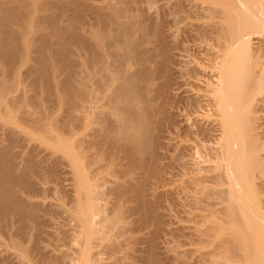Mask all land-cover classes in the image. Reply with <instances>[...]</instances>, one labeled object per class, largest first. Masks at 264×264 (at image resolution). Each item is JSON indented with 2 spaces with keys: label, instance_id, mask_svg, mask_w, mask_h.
Instances as JSON below:
<instances>
[{
  "label": "bare ground",
  "instance_id": "bare-ground-1",
  "mask_svg": "<svg viewBox=\"0 0 264 264\" xmlns=\"http://www.w3.org/2000/svg\"><path fill=\"white\" fill-rule=\"evenodd\" d=\"M98 1L0 0V62L3 63L0 64V98L4 100V96L10 97L14 95L12 92L21 90L15 88L17 82L21 80L20 77L28 78L30 81L32 78L33 83L38 81L40 86L36 88L32 83L31 88L35 87L36 93L34 92L35 96H31L30 93L28 95L32 102L35 99L32 97L40 96L39 100L35 99L36 103H31L36 104L37 107L41 106V109H24L28 102L25 91V94L19 91V95L16 92L18 96L15 95L12 100L5 98V101L8 99L6 103L10 102L7 103L10 109H1L0 106V248H3L0 249L2 250L0 264L10 263V260L15 264H26L28 260L31 262V258L34 259L28 256L32 253L38 254L35 256L40 257L38 261L41 264H70L66 259L68 256L72 259L74 255L82 264H105L104 260L108 256L110 260H112L111 256L116 257L115 260L119 264H137V262L161 264L168 256L167 253L169 255L174 251L176 253V248H181L180 241H178L179 245H175L173 252L172 250L169 252V249L168 252L165 250L167 252L165 259L160 258V253L158 254L165 245L157 247L159 240L172 233L171 228L169 229L172 225L169 226L168 223L169 220L173 223L171 215L174 208L170 207H174V203L169 201L170 205L172 204L170 206L168 201L165 203L164 198L174 200L171 198L177 196L176 200L183 191L180 188L182 191L179 189L180 193L177 191L179 194L170 192L171 195L165 191L171 196L170 199L165 196L166 194L164 195L165 192L162 190L165 184L161 182L169 177L167 172L171 169V173L175 165L165 166L168 162L164 164L163 159L165 155L168 157L167 151L162 153L160 150H167L171 146L170 143L168 146V137L174 134L169 131L168 141L164 140L166 130L175 128L177 133L182 126H190L189 122L192 121L186 118L187 114L183 116L184 113L179 114L178 111L176 113L179 108L176 109L174 106L182 104L184 110V107L190 104L192 108L190 109L188 105L186 109L192 111L193 106H196L194 109L197 110L202 100L203 107L207 104L204 102L205 96V101L209 96L206 95L207 93L214 96L215 102L211 99L212 104H209V98L212 96L208 97V108H215L213 105L215 103L217 107L215 109H218L214 116L218 117V120L217 117L215 119L220 125H217L220 132L217 129L216 133L219 135L215 137L221 138L217 139L219 147L212 148L214 165L209 163L212 165L205 169L194 166L197 168L193 171L199 169L200 176L196 177L197 172L193 173L195 175H192L191 181L188 180L189 183L187 182L188 190H186L188 185L183 182L184 188L181 184L184 191L189 192V203H185V206L188 205L190 210H185L190 212L187 215L191 216L189 220L192 224L186 227L185 233L189 230L187 232L193 240L192 244L195 243V246L191 245L195 249L187 250L195 255L192 256L188 251L185 252L187 258L181 251L183 255L178 251L176 254L182 256V258L178 257L180 261L183 257L186 258L183 261L187 263L191 257L194 259L198 255L199 259L198 257L195 259L202 262L198 261L199 264L205 262L264 264V214L261 211L264 200L260 198L261 202L257 201V197L254 196L258 195V191H262L260 188L264 185L262 184L264 180L260 182L261 179L259 182L262 186L256 183L258 177L263 176V174L259 176L255 171L261 172L264 169L262 162L264 153L263 155L260 153L264 148L258 139L259 137L262 140L260 133L256 134L257 127L254 129L256 121L258 120V123L260 121L255 115L256 107H259L260 101L264 100V96L262 99L259 97L264 95V47L258 48L261 53H257L255 49L264 44V0H166V3L162 0L164 5L161 0H153L152 2H161L163 5L161 7L158 3L159 11L156 10L157 4H153L155 9L150 8L153 7L151 0H113V2L106 0L107 3L103 5ZM148 1L149 8L154 10L151 12L156 18L152 13L148 15L150 12L148 7H145L147 10L144 8V5H148ZM165 7L166 10L168 8L167 11ZM68 11L71 12V16L67 14ZM144 12L148 13L147 16ZM255 41L258 43H254ZM254 44L257 46L254 47ZM195 50L204 53L197 57L199 51ZM186 51L192 53L187 62L185 61L187 57H184L187 55ZM183 52L186 53L182 54ZM189 53L188 57H190ZM192 55H195V58ZM200 56L206 59L204 61H208L209 58L211 63L208 61V66L213 62L216 70L212 69L213 66H211L213 71L208 67L210 72H213L212 76L214 72L215 75L211 79L207 78L209 81L212 80L211 83H208V80L203 81L205 84L208 83L209 86L203 85L207 86L205 88L207 91L210 90V93L206 92L202 95L200 87L206 75L204 67L201 68L204 74L198 73L202 71L199 68L201 63L198 64L202 58ZM193 58L197 61L195 62ZM188 62L195 64L194 71L197 64L199 66L198 72L195 71V75H198V77L194 76L197 77L196 80L190 75L193 73L188 72H192V68L189 69L192 65L190 67L188 65L187 68L185 66ZM206 65H203L205 69H207ZM183 66L188 70L186 75H189L185 80L193 77L195 81L191 83L196 82L197 86L201 85L198 88L192 84L196 87H193V90L199 89L196 90V94L201 96H195L201 100L193 97V90H189L190 85L189 89L186 88V84H190L189 80H184L185 86L181 85L184 81H180L181 76L177 75L179 72L183 75L182 70L185 74ZM8 68L10 69L7 70ZM199 74L205 76L202 78ZM197 79L201 82L200 85L197 84ZM139 80L140 86H143L142 90L137 85ZM181 86L187 89L186 93H189L187 98L181 96L180 93L183 95L184 92L181 91L184 90ZM184 100L188 104L185 105ZM257 100L259 102L256 104ZM58 101L65 107L67 105V109H53L50 106L51 103L52 106L56 105ZM23 105L24 107L18 109ZM14 107L16 109H12ZM168 107L171 109H167ZM183 110L182 112L185 111ZM178 114L185 118L184 121L181 119L182 116L178 117ZM179 118L183 124H180L181 128L178 129V123H182ZM186 119L190 121L187 122ZM6 121L13 122L14 127H8ZM193 122L191 125H195L197 132L193 131L194 128L192 131L195 133L191 131L192 126L190 128L186 126V129L182 130L183 133L190 129L193 134L188 131L187 134L184 133L187 136L181 133L182 137L187 138L190 133L191 138H188L191 140L196 133L209 134L207 126L204 125L207 131L203 132L202 126L198 127L199 121L195 124ZM27 132H32L30 133L32 136L29 137ZM179 134L180 132L177 133L178 136ZM33 135L41 140L34 138ZM202 136L200 137L203 138ZM188 138L186 140H189ZM185 139L182 141L186 142ZM163 140L167 141V144L162 142ZM37 141L42 142L37 143ZM54 144L57 146L55 147ZM174 144L176 146L172 144L171 147L176 148L179 146V141ZM182 144L180 143V146ZM183 146L185 147L186 144ZM235 146H238V149H235ZM179 147L177 151L172 150L178 154ZM181 148L185 153L189 151L187 147ZM185 149L187 150L184 151ZM180 166L187 170L186 165ZM189 168L192 167H188V170ZM70 173L73 179H70ZM254 173L258 174L257 177ZM252 174L256 178H253ZM68 176L70 178H67ZM111 176L112 180H110ZM70 181L74 182V187H71L73 184ZM66 182L71 184L67 187L69 190L72 188V194H69L71 197L65 194L68 191L67 185L64 187ZM51 192L67 195L70 202L72 201L71 209L63 210L67 211V214L71 213V216L68 214V218L76 223L74 226L76 232L73 236L63 235L62 233L66 232L63 230L59 233L62 234L64 242L73 241L70 245L75 243L76 246L72 245L70 252L73 257L68 255L69 252L64 255L59 250L57 253L58 246V249L54 250L55 255L53 254L55 252H51L53 246L56 247V243H52L57 242L55 234L51 231L56 229H53L54 225L51 224L56 220L54 218L60 215L58 213L63 212L62 203L59 204L60 206L57 205L58 209L62 206V212L56 209L54 202L51 201L52 206L55 207L47 204L51 203L50 199L53 198ZM45 193L51 198L48 199L49 201L40 202L39 198L46 199ZM108 195H113V201L105 200ZM181 195L179 201L184 197L188 198ZM180 203H178L180 206L184 205ZM54 208L56 212L59 211L57 214L52 212ZM167 208H170L171 213ZM166 223L169 227L162 228ZM129 224L132 226L130 227ZM133 224L137 226L133 227ZM50 225L52 228L49 227ZM56 225L55 221V227H58ZM138 228H141V232H145L144 229L151 230L142 232V235ZM172 228L173 231H177L176 228ZM179 230L181 232V229ZM133 231H138L140 235L135 232L134 235L138 237L133 236ZM59 233L58 235L56 233L58 242H63L61 238L59 239L61 237ZM129 234L130 238H126ZM172 235L176 236V234ZM69 240L72 241L67 242ZM49 242H52L51 245ZM129 243H132L133 249L136 245L142 244V246L141 248L136 246L135 252L130 246L129 251L122 253L126 245L129 247ZM77 245L80 247L75 250ZM49 247L51 251L48 250ZM158 248L160 251H157ZM73 249L76 254L72 253ZM9 251L13 255H8ZM188 253L191 255L189 259ZM176 254L171 257L178 260ZM140 259L143 262H139ZM72 261L71 264L74 262ZM109 262L113 260H108L107 264H111ZM185 262L183 264H187Z\"/></svg>",
  "mask_w": 264,
  "mask_h": 264
},
{
  "label": "rangeland",
  "instance_id": "rangeland-1",
  "mask_svg": "<svg viewBox=\"0 0 264 264\" xmlns=\"http://www.w3.org/2000/svg\"><path fill=\"white\" fill-rule=\"evenodd\" d=\"M99 1H100V2H99ZM99 1H98L99 4L101 3V4L103 5L104 3H107L108 0H107V1H106V0H102V1L99 0ZM104 1H105V2H104ZM109 1L113 2V0H109ZM109 1H108V2H109ZM146 1H147V0H146ZM152 1H153V0H151V2H152ZM158 1H160V0H158ZM161 1H162V0H161ZM163 1L165 2L166 0H163ZM163 1H162V2H163ZM98 2H97V3H98ZM164 2H163V5L166 3V2H165V3H164ZM158 3L161 4V2H158ZM158 3H157V1H155V2H152L151 5L153 6V4H157L156 7L158 6V8H157L156 10L159 11V8H160L159 5H160V4L158 5ZM145 4L147 5V3H145ZM163 5L161 4V7H162ZM154 6H155V5H154ZM154 6H153V7H150V8L155 9ZM145 7H146V8L148 7L147 9H148V11H150V12L147 11L149 14L146 12L148 15H150L152 12H154L153 9L151 10V9L149 8V1H148V5H147V6L144 5V8H145ZM146 8H145V9H146ZM147 9H146V10H147ZM146 10H145V11H146ZM156 10H155V14H156V12H157ZM165 10H166V7H165ZM167 10H168V8H167ZM167 10H166V11H167ZM151 11H152V12H151ZM125 12H126V11H125ZM146 13L144 12V14H146ZM167 13H168V12H167ZM67 14H70L69 16H71V12L69 13V11H68ZM132 14H133V13H132ZM135 14H136V15H139V14H137L136 12H135ZM135 14H134V15H135ZM140 14H141V13H140ZM147 14H146L145 16H147ZM152 14H153L152 16H153L154 18H156V17H155L156 15H154V13H152ZM167 16H168V14H167ZM152 19H153V18H152ZM254 43H258V42L255 41ZM263 45H264V44H262V46L260 45V46L258 47L256 44H254V47L257 46V48H255V49H257V50H256L257 53L259 52V50L261 49V47H262V48L264 47ZM193 47H194V46H193ZM195 48H196V47H195ZM195 48H194V49H195ZM258 48H260V49L258 50ZM196 49H197V48H196ZM255 49H254V52H255ZM263 49H264V48H263ZM188 51H190V50H188ZM188 51H186V52H187V55H184V57H185V56L187 57V58H186L187 60H185V58H183L186 62L189 61V58H191V54L194 53V51H192V50H191V51H192L191 54H190ZM195 51L198 52L199 50H195ZM200 51H201V50H200ZM200 51L198 52V54H197V52H195V53L197 54V57H198L199 55H202V54L204 53V52L202 53V52H200ZM186 52H185V53H186ZM256 52H255V53H256ZM185 53L183 52L182 54H185ZM188 53H189V56H190V57H188ZM199 53H201V54H199ZM259 53H261V52H259ZM204 55H205V56H208L207 54H204ZM258 55H259V54H258ZM192 56L195 58V55H192ZM205 56H204V57H205ZM200 57H202V56H200ZM194 58H193V60H194V61H195V60L197 61V59H194ZM202 58H203V57H202ZM202 58H200V61H199L198 64H200V63L203 64V65H206V64H207V65H206V68H207V69H205V66H203V65L200 64V67H199L198 64H197V66H196L197 68L195 69V71H197V69L200 68V70H202V71H199V72L197 71V72H198V73H200V72L203 73L204 70H205V75H206V76L203 75L204 73L202 74V76H201V74H199V76H201L202 78H203V76L206 77L205 79L202 80V82H203V81H205V80L207 81V80H208L207 78H209V77H210V79L214 77L215 72H214V75L212 76V73H213V72L211 73L210 70H211V71H213V70L216 71V70H215V68H214L215 65H213V62H212V64H210V66H208V65H209V62H208V61H210L209 58L206 57L208 61H204V60H206V59H204V58L202 59ZM201 59L204 61L203 63L201 62ZM198 60H199V58H198ZM196 61H195V62H196ZM191 62H193V61L191 60ZM191 62H188L189 64L187 63V65L185 64L186 68L188 67V65H189V67H190L191 65H192V66L195 65V64L193 65ZM195 62H194V63H195ZM207 62H208V63H207ZM205 63H206V64H205ZM210 63H211V61H210ZM0 64H1V62H0ZM2 64H3V63H2ZM2 64H1V65H2ZM192 66L189 68V69L192 68V72H191V71H188V70L185 69V67L183 66L184 69H185V70H184V71H185V74L183 73V70H182V74L186 76V77H183L184 79L182 78L183 75H181L180 72H179V74H178L177 76L180 75L182 80L178 79L177 77H176V78H177L178 80H180V81H184L185 78H188V77H189V75H188V76L186 75V72H187V71H188L189 73H193L194 75H193V74H190V75H192L193 77H194V76H197V77H198V75H195V71L193 70V68H195V66H194V67H192ZM201 66H202V67H201ZM211 66H213V68H212ZM183 67H181V68H183ZM198 67H199V68H198ZM203 67H204V68H203ZM208 67H209L210 70L208 69ZM201 68H203L204 70L201 69ZM211 68H212L213 70H212ZM9 69H10V68H8L7 70H9ZM5 70H6V69H4V71H5ZM186 70H187V71H186ZM208 70H209L210 73L208 72ZM206 71H207V72H206ZM7 72H8V71H7ZM197 72H196V74H197ZM1 73H2V74H3V73L6 74L5 72H1ZM207 74H209V75H207ZM192 76H190V78H191ZM207 76H208V77H207ZM62 77H63V75H62ZM193 77H192L190 80L188 79L189 81H188V80H185V81L190 82V84H186V85H187V87H186L187 89H189V88L191 87V89H189V90H193L194 88H196V87L199 88V87L201 86V85H200L201 82H199V80H201V77H199V78H200L199 80L197 79V80H198V81H197V84H199L200 86H197V85H196V82L191 83L194 79L196 80V78H197V77H194V79H193ZM24 78H26V77H24ZM140 78H141V77H140ZM179 78H180V77H179ZM20 79H21L20 81H18V82L16 81V82L18 83V85H16L15 88H20L21 90H19V89H18V90L20 91V93L22 92L21 94H23V93L25 94V92H27V93H26L27 97H25V95H21V94H20V96H24V97L26 98V100H28L29 103H28L27 101H25V102H27V104L24 103V104H25V107H24V105H23V106H19V108H18V107H17V108L20 109V107H24V109H30V110H32V109H36V108H37V109H41V106H40V107H37L36 104H35V105H34V104L32 105V103H34V102L36 103V100H35V99H37V100L40 99V98H39L40 96L38 97L39 99L36 98V97H32V99L35 98V99L33 100L34 102H32V101H30V100H31L30 95H28V94L30 93L31 96H35V93H36V92H35V89H34V88H35L36 86H40V85H39L40 82L37 81V82H36L37 84H36V83L34 84L33 81H32V78H30L32 82H31L28 78L23 79L22 77H20ZM17 80H19V79H17ZM27 80H28V81H27ZM195 80H194V81H195ZM213 80H214V79H213ZM216 80H217V79H216ZM26 81H27V82H26ZM142 81H143V78H142ZM185 81H184V84H183V82H181V85H184V86H185ZM208 81H209V80H208ZM19 82H20V83H19ZM30 82H31V85H30ZM137 82H138V81H137ZM140 82H141V81L139 80V82H138L139 84L137 83V85L140 86ZM143 82L146 83L145 81H143ZM143 82H142V84H143ZM188 82H186V83H188ZM211 82H212V80H210L208 83H211ZM17 83H16V84H17ZM32 83L35 85L34 88L32 87V88L34 89V91H33V89L31 88ZM38 83H39V84H38ZM208 83H206V84H205V82L201 83V84H202L201 87L204 88V89H202L201 87H200V89H201L202 91L206 90L205 92L200 91V94H201V95H202V93H203V94H206V92H209V93H210V90L207 91V89H206L207 86H209V85H207ZM20 84H21V85H20ZM192 84H193V85H196V87L193 86ZM203 84H205V85H207V86H204ZM27 85H28V86L30 85V86L28 87ZM143 85H144V84H143ZM189 85H190V87H188ZM18 86H19V87H18ZM139 86H138V88H139V89L141 88V90H142V89H143V86H140V87H139ZM27 87H28V88H27ZM181 87H182V86H181ZM193 87H194V88H193ZM205 87H206V88H205ZM36 88H39V87H36ZM192 88H193V89H192ZM208 88H209V87H208ZM22 89H23V90H22ZM27 89H29V90H27ZM31 89H32V90H31ZM139 89H138V90H139ZM182 89H184V87H182ZM187 89H184V90H181V91H182V92L184 91V92L186 93ZM209 89H211V88H209ZM36 90H37V89H36ZM196 90L199 91V89H195V90H193V94H194L193 97H195V98L197 99V98H198L197 96H199L200 94H199V95L196 94V93H197ZM14 91H15V89H14ZM19 91L16 90L15 93L17 92L18 95H19ZM24 91H25V92H24ZM139 91H140V90H139ZM181 91H180V92H181ZM194 91H195V93H194ZM31 92H32V93H31ZM34 92H35V93H34ZM64 92H65V91H64ZM64 92H63V93H64ZM184 92H183V95H182V93H180L181 96H185V97H186L187 95H189L188 92L186 93V95H184V94H185ZM189 92H190V95H192V92H191V91H189ZM15 93L12 92V94H14V95H11L12 97H11V96H10V97H9V96H4V97H5V98L8 97V98H10V99H11V98L14 99V96L17 95V94H15ZM33 93H34V94H33ZM139 93H140V92H139ZM198 93H199V92H198ZM32 94H33V95H32ZM64 94H65V93H64ZM263 94H264V93H263ZM18 95H17V96H18ZM195 95H197V96H195ZM201 95H200V96H201ZM206 95H209V96H207V100H208V97H211V96H212V98H209L210 101L208 100V101L210 102L209 104H212V103H211V102H212L211 99L214 100V96H213L212 94H211V96H210V94H208V93H207ZM28 96H29L30 98H28ZM204 96H205V95H204ZM263 96H264V95H260L259 97L262 99ZM188 97H189V96H188ZM5 98H4V100H2V99L0 98V101L2 102L1 104H3V106L0 104V106L2 107V108H1V107H0V108H1V109H7V108L10 109L11 107L9 108V105H8L10 102H9V103L7 102V103H8V104H7L6 101H7L8 99L5 101ZM15 98H16V97H15ZM27 98H28V99H27ZM54 98H55V97H54ZM56 98H57V97H56ZM142 98H143V97H142ZM186 98H187V97H186ZM203 98H204V97L202 96V99H203ZM205 98H206V96H205ZM205 98H204V102H205V104H206V102H207V104L203 107L204 104H203V100H202V104H201V102H200V104H201V109L199 108L200 104L197 106V107H198V109H197L198 111H197L196 109H194V108H196V106H195V107L193 106L194 111H193V109H192V111H189L188 108L186 109V107H188V105H189V108L191 109V108H192V105H191V107H190V104L186 103L185 100H184V104H185V103L188 104L187 106L184 107V110H185V111L183 110L182 104H177V105H179V107H178L177 105L174 106L176 109H177V108L180 109V108L182 107V108L180 109V111H179V109H178V110L175 109V110H176V113H177V111L179 112V114H180V113H181V114L184 113L183 116H186V114H187L186 118L192 120L191 122H189L190 126H192L191 123H192L193 121H194V122H193L194 124H195V122L199 121L198 124H200V126H199L198 124H196V125H198V127H201V126H202L201 128L204 129L203 132H206V131H207V127H208V128H209V129H208V133L210 134V136H209V134H207V133H205V134H206V135H205V134H203V133L200 132L201 134H200V133H196V134H200V136H202V134H203V136H202L203 138H201L200 136H198L199 138H198L197 136L194 137V136L196 135V134H195V135L192 137V139L190 140V139H189V138H191V137L189 136L190 133L193 134V133L197 132V130L195 131V128H194L195 125H193L192 128H191V131H192V129L194 128L193 131H195V132L192 131L193 133L190 132V129H189L190 126H188V125H184V126H182V129H179V127L181 128V125H180V124H183V121H184L183 119H185L182 115H180V116L183 117V118H181L183 121L179 118V119H180L179 121H182V123H178V122H177V123L179 124V126H178V127L176 126V127L179 129L178 131H179L180 134H181V133H183L182 130H185V129H186V126H188V127H189L188 129H189V130L185 131L184 133L187 134L186 132H188V131L190 132L189 135H188L189 138L187 137L190 141H189V140H186V139H187L186 137H182L183 134H184V133H183V134H181V138H184V139L186 138V139H185L186 142H183L182 140H184V139L181 140V138L179 137L180 134H179V136L177 135V133H179V132L176 133L177 130H176L175 128H174L175 131H174L173 129H172V130H169V129H168V130L165 131L164 134H165V138H166V139L163 137L164 140H167V137H168V135H169V134H168L169 131L173 132V134H174L173 136L170 135V137H168V140H169V141L167 140V141H168V146H169V143L171 144V146H172V144L176 146V144H174V142L178 143V141H179V146H180V143H181V144L183 143L184 145L186 144L185 147L189 148V151H190V149H191V152L188 151L189 153H188V152L185 153V152H183V150L181 151V149H182L181 147H183V149L185 148V147L183 146V144H182V146H180V147L177 146V147H179V148H178V151H179L178 154H177V152H176V151H177V150H176L177 147L175 148V147H171V146H170V148H169V147H168V148L166 147L167 150H162V149L160 150V152L162 151V153H163V151H164V153H166V151H167L166 154H167L168 157H166V155H165V158L163 159V160H165V161H163L164 164H166V163L168 162V164H166L165 166L168 167V165L171 164L170 166L174 167L173 165H175V167L173 168L174 170H172L171 173H170V170H171V169H170V170L167 169V170L169 171V172H167V175H168L169 177L167 176L168 178L166 179V176H165V179H166V180L164 179L165 181H162V182H161L162 184H163V183L165 184V185H164L165 188H163V190H162L163 192L166 191V192H168V193H170V192H171V193H172V192H176V193H178L180 188L184 191L185 189H183L182 186H184V184H186V186L188 185L187 182L189 183V181H191V177H192V175H195V174H196V177H197V176H200L199 173H198V172H199V171H198L199 169H202V168L205 169V168L211 166V165L214 163V161H213V159H212V158H213V157H212V156H213L212 151H213L215 148L219 147V145H218L219 143H218V140H217V139H218V138H221V137H215V136H218V135H219V134L217 135L216 130L218 129V131H219V128H218V127L220 126V125L217 123V122H218V121H217V120H218V117H217V116H214V115L217 113V110H218V109H215V108H217L216 105H215V103H214L215 100H214V102H213V103H214L213 105L215 106V108L211 107V105H210L211 108H208V107H209V106H208V101H207V100L205 101ZM257 98H258V97H257ZM260 98H258V100H259ZM263 98H264V97H263ZM12 99H11V100H12ZM198 99L201 100V98H198ZM261 99H260V100H261ZM55 100H56V99H55ZM200 100H198V101H200ZM258 100H257L256 104L259 102ZM56 101H57V100H56ZM262 101H263V102L260 101V103L258 104L259 107H256L257 111H255V115H256L257 117H259V120H260L259 123H260V124L257 122V121H258V120H257V121H256L257 124L255 123L256 126L254 127V129H256V127H257V131H258V132H257L256 134L260 133V137H262V140H261L259 137H258V139H259V141H261L260 144H261L262 147L264 148V132H263V131H264V100H262ZM31 102H32V103H31ZM181 102L183 103V100H182ZM181 102H180V103H181ZM184 104H183V105H184ZM186 104H185V105H186ZM27 105H28V106H27ZM53 105H54V104H53ZM59 105H60L61 107H60ZM258 105H257V106H258ZM7 106H8V107H7ZM50 106H51L53 109H54V108H55V109H67L66 107H68L67 105H66V107H65V105H64V104H61L60 101H58V103H57L56 105H54V106H52V103H51ZM50 106H48V107H49L50 109H52ZM180 106H181V107H180ZM5 107H6V108H5ZM27 107H28V108H27ZM174 107H173V109H174ZM202 107H203V108H202ZM206 107H207V108H206ZM46 108H47V106H46ZM205 108H206V109H205ZM258 108H259V109H258ZM12 109H16V108L14 107V108H12ZM95 109H96V107H95ZM97 109H99V108L97 107ZM167 109H171V108L168 107ZM214 109H215V110H214ZM256 109H255V110H256ZM182 110H183L184 112H182ZM187 110H188L189 112H188ZM198 112H199V113H198ZM214 112H215V113H214ZM256 112H258V113L256 114ZM202 113H203V114H202ZM211 113H212V114H211ZM164 114H166V113H163V115H164ZM179 114H178V117H180ZM190 115H191V116H190ZM199 115H200V116H199ZM255 115H254V116H255ZM165 116H166V115H165ZM165 116H164V118H165ZM175 116H176V115H175ZM262 116H263V117H262ZM162 117H163V116H162ZM188 117H189V118H188ZM216 117H217V118H216ZM261 117H262V118H261ZM6 118H7V117H6ZM203 118H204V119H203ZM213 118H214V119H213ZM215 118H216L217 120H216ZM16 119H18V117H16ZM187 119H186L185 121H187V122L190 121V120H187ZM193 119H195V120L198 119V120L195 121V120H193ZM257 119H258V118H257ZM175 120L177 121L178 118H176ZM213 120H215L214 123H213ZM255 120H256V118H255ZM255 120H254V121H255ZM209 121H210V122H209ZM216 121H217V122H216ZM254 121H253V122H254ZM187 122H184V124L187 123ZM5 123H6V125H7L8 127H14V123L11 122V121H6ZM204 123H205V124H204ZM216 123H217V124H216ZM187 124H188V123H187ZM208 124H209V125H208ZM258 124L260 125L259 127L257 126ZM204 125L207 126V127H204ZM217 125H219V126L217 127ZM209 126H210V127H209ZM184 127H185V128H184ZM205 128H206V129H205ZM196 129H198V128L196 127ZM180 130H181V131H180ZM30 131H31V130H30ZM254 131H256V130H254ZM254 131H253V132H254ZM259 131H260V132H259ZM171 132H170V134H172ZM174 132H175V133H174ZM219 132H220V131H219ZM219 132H218V133H219ZM30 133H32V132H30ZM30 133L27 132V135L29 134V135H28L29 137L32 136ZM262 133H263V135H262ZM185 134H184V136H187V135H185ZM207 135H208L209 137H208ZM213 135H214V136H213ZM258 135H259V134H258ZM261 135H262V136H261ZM177 136H178L179 138H178ZM204 136H205V137H204ZM33 137H34V138H35V137L38 138V136H36V135H35V136L33 135ZM171 137H172V138H171ZM212 137H213V138H212ZM214 137H215V138H214ZM34 138H33V140H35ZM209 138H210V139H209ZM39 139L41 140V138H38V140H39ZM176 139H177V140H176ZM178 139H179V140H178ZM200 139H201V140H200ZM205 139H206V140H205ZM258 139H257V140H258ZM164 140H163L162 142H164ZM173 140H174V141H173ZM180 140H181L182 142H181ZM209 140H210V141H209ZM219 140H220V139H219ZM35 141H36V140H35ZM35 141H34V143H36ZM167 141H166V142H167ZM170 141H171V142H170ZM41 142H42V141H41ZM41 142H38V141H37V143H41ZM166 142H164V143H166ZM219 142H220V141H219ZM43 143H44V142H43ZM196 143H197V144H196ZM215 143H216V144H215ZM217 143H218V144H217ZM258 143H259V142H258ZM262 143H263V144H262ZM166 144H167V143H166ZM199 145H200L201 147H199ZM54 146H55V144H54ZM56 146H57V145H56ZM56 146H55V147H56ZM204 146H205V147H204ZM180 148H181V149H180ZM196 148H197V149H196ZM207 148H209V149L207 150ZM212 148H214V149H212ZM234 148H235V149H236V148L238 149V146H235ZM164 149H165V148H164ZM170 149H171V150L174 149V150H176V151H173V150H172V151L174 152V153H173ZM210 149H211V150H210ZM57 150H58V149H57ZM186 150H187V149H185L184 151H186ZM263 150H264V149H263ZM263 150H261L262 152H260L261 155H263V153H264ZM180 151L182 152V155H180V153H181ZM197 151H198V152H197ZM201 151H202V152H201ZM209 151H210V153H209ZM169 152H170V153H169ZM171 152H172V153H171ZM183 153H185V154H183ZM191 153H192V154H191ZM211 153H212V154H211ZM168 154H169L170 156H169ZM174 154H175V155H174ZM190 154H191V155H190ZM210 154H211V156H209ZM184 155H186V156H184ZM176 156H177V157H176ZM263 156H264V155H263ZM263 156H261V157L263 158ZM172 157H173V158H172ZM180 157H181V159H179ZM210 157H211V158H210ZM166 158H167L168 160H167ZM206 158L209 159V160H207ZM182 159H183V160H182ZM205 159H206V160H205ZM263 159H264V158H263ZM169 160H170V161H169ZM191 160H192V161H191ZM196 160H197V161H196ZM214 160H215V159H214ZM172 161H173V162H172ZM195 161H196V162H195ZM199 161H200V162H199ZM201 161H202V162H201ZM204 161H205V163L203 164ZM207 161H208V162H207ZM211 161H213V162H211ZM69 162H70V161H69ZM170 162H171V163H170ZM262 162H263V164H264V161H263V160H262ZM183 163H184V164H183ZM187 163H188V164H187ZM200 163H202V165H200ZM206 163H207V164H206ZM209 163H212V164L209 165ZM172 164H173V165H172ZM190 164H191V165H190ZM194 164H195V165H194ZM180 165H184V167H185V165H186L187 170H186V169L184 170L183 167H181ZM188 165H189V166H188ZM196 165L199 167V169H198L197 171H196V170L193 171L194 169L197 168V167L194 168V166H196ZM199 165H200V166H199ZM203 165H204V167H203ZM205 165H206V166H205ZM213 165H214V164H213ZM172 167H170V168H172ZM188 167H192V168H189V170H188ZM200 167H201V168H200ZM70 168H71V167H70ZM70 168H69V169H70ZM69 169H68V170H69ZM178 169H179V170H178ZM191 169H192V170H191ZM68 170H66V171H68ZM167 170H166V171H167ZM181 170H182V171H181ZM183 170H184V171H183ZM190 170H191V171H190ZM263 170H264V169H263ZM263 170H262L261 172H260V171H255V172H258L259 176H262V174H263V176H262L261 178L258 177V180H256V183H258V184H260V185H261L260 182H262V180H264V179H263V177H264ZM69 171H70V170H69ZM72 171H73V170H72ZM72 171H71V173H73ZM173 171H174V172H173ZM189 171H190V172H189ZM185 172H186L187 174H185ZM188 172H189V173H188ZM191 172H192V173H191ZM195 172H197L198 174L195 173ZM68 173H69V172H68ZM71 173H70V176L72 175ZM193 173H195V174H193ZM169 174H170V175H169ZM171 174H172V176H171ZM177 174H178V175H177ZM254 174H255L256 177H257L258 174H257V173H254ZM254 174H252V175H253V178H256V177H254ZM260 174H261V175H260ZM65 175H66V174H65ZM68 175H69V174H68ZM165 175H166V174H165ZM186 175H187V176H186ZM189 175H190V176H189ZM72 176H73V175H72ZM72 176H71V178H70L69 176H68L67 178L73 179ZM188 176H189V177H188ZM106 177H107V176H106ZM184 177H185V178H184ZM187 177H188V178H187ZM194 177H195V176H194ZM112 179H113V178H112V176H111V179H110V180H112ZM259 179H261L260 182H259ZM68 180H69V179H68ZM178 180H179V182H178ZM184 180H185V181H184ZM186 180H187V181H186ZM188 180H189V181H188ZM71 181H72V180H71ZM71 181H70V182H71ZM176 181H177V182H176ZM67 182H68V181H67ZM67 182H66V184L64 183V184H65L64 187L67 185V186H66V189H67L69 192H70V190H71V192H70V193H67V192H68L67 190H64V191H67L65 194H68V195L70 194V195H71V194H72V188H70V190L67 188V187H68V184H70V183H67ZM183 182H184V184H183ZM71 183L73 184L71 187H74V186H75V185H74V182H71ZM181 184H182V186H181ZM258 184H257V185H258ZM262 184H264V181H263ZM70 185H71V184H70ZM70 185H69V187H70ZM160 186H163V185H160ZM261 186H262V185H261ZM261 186H260V187H261ZM263 186H264V185H263ZM263 186H262L261 188L258 186L260 189H262V191L259 189L260 191H258V193H257L259 196H258V195H254V196L257 197V198L255 197V198L257 199V201L259 200L260 202H261V199L264 200V194H263V193H264V187H263ZM175 187H176V189H175ZM187 187H188V188H187ZM187 187H186V190L189 189V185H188ZM160 188H161V187H160ZM184 188H185V186H184ZM64 189H65V188H64ZM74 189H75V188H74ZM102 189H104V186H103ZM105 189H107L106 186H105ZM166 189H167V190H166ZM181 189H180V191H182ZM160 190H161V189H160ZM174 190H176V191H174ZM52 191H53V190H52ZM56 191H57V190H56ZM64 191H63V192H64ZM103 191H106V190H103ZM177 191H178V192H177ZM183 191H182V192H183ZM48 192H49V191H47V194H48ZM166 192L164 193V195L166 194ZM182 192H181V193L179 192L180 194L178 193L179 195H178V198H176V200H175V197H177V196L174 195L175 197H174V198H171V196H170L171 193H170V195H169L170 197L168 196V193H167L165 196H167V198H169V199H170V198H171V199H174L175 202L177 201L176 204H178L179 202H181L182 205L184 204L183 206H180L179 204L176 205L175 202H173L174 200H168V199L166 200V198H164L165 203H166V201H168V202L171 201L172 204L174 203V204H173L174 207H172V206H171L172 204L170 205V202H169V203L167 202V203L171 206L170 208H172V209L174 208V209H173V212H172V215H171V216L173 217L172 222H173L174 224L171 223L170 220H169V223H168V224H169V226L172 225V227H174V229L176 228L175 230H177L178 232H177V231H176V232L173 231V230H172V229H173L172 227L166 226V225H168L167 223L164 224V226H162V228H168V227H169V229L171 228L170 231H171L172 233L168 234V236H163V238H161L162 241L159 240V242H160L161 244L158 243V241H157V243H158V244H157V247H158V245H161V246H162V244H165V245H163L165 248L162 246V247H161V251L159 250L160 247H159L158 250H157V251H160V252H158V254L160 253V255H159L160 258L165 259V256H167V254H168V256L166 257V259H167L168 261L165 259V261L162 262L161 264L165 263L166 261H167L166 264H183V262H185V261H183V260L187 258V257L185 256V255H186L185 252H187L188 250H190V248H191V250H192V249H195V247H194V248L192 247V246H195V245H194L195 243L192 244V243H193V242H192L193 240H191L192 238H190L191 236H189V234H188L189 232H187V231H189V230H187L186 233H185V229H187L186 227L192 225V224L190 223L191 221L189 220V218H190L191 216H190L189 214L187 215V213H190V212H189V211L187 212V211L185 210V209L190 210L189 207H188V205L185 206V203H187V204L189 203V194H188L189 192L186 193V191H184V195L182 194ZM56 193H57V192H56ZM61 193H62V192H60V194H61ZM49 194H50V193H49ZM54 194H55V192H54ZM54 194L51 192V195H53V198L50 199L51 197H48V196H50V195L47 196L46 193H45L46 196L44 195V197H46V199H44V198H43V199L39 198V199H40V202H42V200H44L43 202H46V201H49L48 199H50V202L52 201V202L55 203V206H56V209H57V210H60V211H61L62 206H63L62 210H63L64 208H66L67 211H68V209H71L70 207H71L73 204H71L72 201L70 202V200H69L70 198H69L67 195L65 196V195L62 193L63 195L55 194V196H54ZM173 194H174V193H173ZM181 194H182V195H181ZM58 195H59V196H58ZM70 195H69V196H70ZM180 195H181L182 197H183V196H188V198H187V199H188V202H187V199H185V197H184V199L182 198V199H183V200H182L183 202H182V201H179V200H181ZM109 196L111 197V199L114 198L113 195H112V196H111V195H108V196H107L108 198H105V200L108 199V200H110V201H113V199H112V200L109 199ZM261 196H262V197H261ZM70 197H71V196H70ZM57 198H58V199H57ZM68 198H69V199H68ZM179 198H180V199H179ZM251 198H252V197H251ZM260 198H261V199H260ZM39 199H36V201L39 200ZM66 199H67V200H66ZM103 199H104V198H103ZM164 200H163V201H164ZM185 200H186V202H185ZM68 201H69V204H68ZM178 201H179V202H178ZM52 202H51V203H47V204H48V205L50 204V206H52ZM66 202H67V204H66ZM104 202H105V201H104ZM54 203H53V205H54ZM61 203H62V206L60 207V209H58L57 207L60 206L59 204H61ZM181 203H180V204H181ZM43 204H44V203H43ZM70 204H71V206H70ZM57 205H58V206H57ZM165 205H166V204H165ZM55 206H52V207H55ZM65 206H66V207H65ZM166 206H167V205H166ZM175 206H177V207H175ZM68 207H69V208H68ZM167 207H168V206H167ZM183 207H184V208H183ZM170 208H167V209L169 210ZM176 208H179L178 210L180 211V213H178L179 211H178ZM181 208H182V210H181ZM66 209H64V210H66ZM50 210H51V209H50ZM50 210H49V211H50ZM64 210H63V212L66 213L67 211H64ZM168 210H166V211H168ZM53 211H54L56 214H57V212H59V211L56 212L55 208H54V210H52V212H53ZM170 211H171V210H169V213H171ZM184 211H186V212H184ZM261 211H262V214H264V207H262V210H261ZM54 212H53V213H54ZM61 212H62V211H61ZM63 212H62V213H58V214H60L61 216H60V215H57L56 217H58V218H54V220L56 219L55 221H56L58 227H55V221H53V223L51 224V225H54L53 229H56V231H57V232H56L55 230H51V231H53L52 233L55 234L54 237L57 238V240H56L55 238H54V240H56L57 242H54V240H53L52 242H54V243H52V242H51V243H52V244H55V243H56V244H55L56 247L53 246V250H52V251L50 250V247H49L48 250H50V251L53 253V252H55V251H54L55 248H56V249L59 248V249L56 251L57 253H58V251L60 250V251H61L60 253H62V254L64 253V255H66L67 252H69V253H68V255H69L70 252H71V248H73L72 245H74L75 243L72 244V245H70L71 243H73L72 240L67 241V242L72 241L71 243H66V241L64 242V238L62 239V234H63V235H64V234H66V235H67V234H70V236H73V235L75 234V232H76V231H75L76 229L74 228V226L76 225V223H75L73 220H72L73 222L69 220V218H68V214H69V216H71V213H70V212H69L68 214H67V213L65 214V213H63ZM254 212H255V211H254ZM49 213H51V211H50ZM49 213H48V214H49ZM166 213L168 214V212H166ZM255 213H257V212H255ZM51 214H52V213H51ZM44 215H45V214H44ZM62 215H63V216H62ZM169 215H170V214H169ZM177 215H178V216H177ZM53 216H54V215H53ZM59 216L62 217V218H60ZM64 216H65V217H64ZM171 216H169V217H171ZM48 217H49V216H48ZM167 217H168V215H167ZM167 217H166V218H167ZM63 218H65V220H64ZM66 218H67V219H66ZM177 218H178V219H177ZM183 218H184V221H183ZM59 219H60V220H59ZM167 219H168V218H167ZM167 219H165V220L168 221ZM170 219H171V218H170ZM62 220H63V221H62ZM67 220H69L68 223H67ZM174 220H175V221H174ZM180 220H181V221H180ZM263 220H264V215H263ZM166 221H165V222H166ZM71 222H72V223H71ZM178 222H179V223H178ZM62 223H64V224H62ZM69 223H70V225H68ZM175 223H176V224H175ZM61 224H62V226H61ZM188 224H189V225H188ZM51 225L49 226L50 228H52ZM57 225H56V226H57ZM66 225H67L68 227H66ZM60 226H61V227H60ZM70 226H71V227H70ZM129 226H130V224H129ZM131 226H132V225H131ZM131 226H130V227H131ZM134 226H137V225L133 224V227H134ZM165 226H166V227H165ZM177 226H178V227H177ZM59 227H60V228H59ZM63 227H65V228H63ZM133 227H132V228H133ZM182 227H183V228H182ZM57 228H58V230H57ZM67 228H68V229H67ZM70 228H71V230H70ZM72 228H73L74 230H73ZM177 228H178V229H177ZM143 229H144V228H143ZM143 229H142V230H143ZM179 229H181V232H180ZM183 229H184V232H182ZM47 230H48V229H47ZM60 230H61V231L63 230V231H66V232H65V233H62V234L60 235V233H61ZM137 230H139V231L141 232V228H138ZM150 230H151V229H150ZM150 230L148 229V231H150ZM48 231H49V230H48ZM59 231H60V233H59ZM67 231H69V232L67 233ZM70 231H71V233H70ZM144 231H145V232H143V231H142V232H143V233L148 232L147 229H144ZM55 232L57 233V235H58V233H59V236H61V237H59V239L61 238L63 242H61V241L58 242V236L56 235ZM135 232H136V231H135ZM135 232L133 231V233H132V232H131V233L133 234V236H136V237H138V235L142 234V232H141V233L139 232L140 234L137 233L138 231H137L136 233H135ZM173 232H174V233H173ZM72 233H73V234H72ZM134 233H135V234H138V235H134ZM180 233H181V234H180ZM183 233H185V234H183ZM54 234H53V235H54ZM71 234H72V235H71ZM76 234H77V233H76ZM172 234H174V235L176 234L177 238H178V237H179V238L177 239L176 236L173 237ZM177 234H179V236H178ZM187 234H188V235H187ZM142 235H143V234H142ZM142 235H141V236H142ZM169 235H171V236L169 237ZM185 235H187L188 237L185 236ZM68 236H69V235H68ZM133 236H131V238H132ZM181 236H182V237H181ZM184 236H185V237H184ZM63 237H64V236H63ZM74 237H75V236H74ZM74 237H73V238H74ZM128 237L130 238V234H129V236L127 235L126 238H128ZM166 237H167V238H166ZM3 238L6 239V238H8V237L6 236V238H5V237H3ZM71 238H72V237H71ZM71 238H70V239H71ZM133 238H135V237H133ZM164 238H165V239H164ZM186 238H187V240H185ZM172 239H175V240H172ZM169 241H170V242H169ZM178 241L181 242V244H180V242H179L180 245L178 244ZM185 241H186V242H185ZM173 242H174V243H173ZM189 242H190V243H189ZM49 243H50V242H49ZM49 243H48V244H49ZM51 243H50V245H51ZM59 243H60V245H57V244H59ZM61 243H62V244H61ZM186 243H188V245H187ZM131 244H132V243H129V244H128L129 247L126 245V246H125L126 249H123L124 251H125V250H126V251H125V252L123 251L122 253H126L127 251H129V250H130V246H131V248H132V245H131ZM183 244H184V245H183ZM189 244H190V245H189ZM44 245H45V244H44ZM46 245H47V243H46ZM50 245H49V246H50ZM64 245L67 246V247H70V248H67V247L64 248V247H63ZM175 245H176V246H177V245L181 246V248L179 247L181 250L178 249V247L176 248ZM185 245H187V246H185ZM191 245H192V246H191ZM57 246H58V248H57ZM61 246H62V248H61ZM71 246H72V247H71ZM75 246H76V245H74V247H75ZM136 246H137V245H136ZM136 246H134V249L132 248L133 252H135L134 250H136L137 247H140V248H141L142 244H141V246H139V245H138L137 247H136ZM190 246H191V247H190ZM51 247H52V246H51ZM79 247H80V245H79V246L77 245V248H75V250L79 249ZM135 247H136V248H135ZM170 247H172V248L174 247V248L172 249V248H170ZM1 248H2V247H1ZM1 248H0V249H1ZM127 248H128V249H127ZM163 248H164V249H163ZM166 248H167V249H166ZM175 248L177 249V250H176V253H177V251H178V252L181 251V252H183L184 257H186V258L183 257V259H182L183 262L180 261L179 258H178V257H181V258H182L181 255H183V254L180 252L181 255L179 254L180 256H179V255L177 256V254L174 253L175 251L173 252V250H175ZM182 248H183V249H182ZM185 248H186V249H185ZM65 249H66V250H65ZM68 249H69V250H68ZM168 249H169V252H171V250H172V252L174 253V255H172L173 253H170V255H169V253H167V252H168ZM187 249H188V250H187ZM196 249H198V248L196 247ZM2 250H3V248H2ZM2 250H0V251L2 252ZM64 250H65L66 252H64ZM75 250L73 249V250H72V251H73L72 253H75ZM132 250H131V251H132ZM162 250H163V251H162ZM165 250H166L167 252H165ZM191 250H190V251H191ZM10 251H12V249H10ZM10 251L8 252V253H9L8 255L11 254ZM14 251H15V250H14ZM3 252H4V251H3ZM15 252H17V251H15ZM15 252H12V253H15ZM56 252L53 253V254L55 255ZM164 252H165V253H164ZM188 252H189V251H188ZM4 253H5V252H4ZM4 253H3V254H4ZM60 253H59V254H60ZM65 253H66V254H65ZM166 253H167V254H166ZM189 253L192 254L191 252H189ZM189 253L187 254V256L189 255ZM15 254H17V253H15ZM15 254H14V255H15ZM34 254H35V255H38V254H36V253H34ZM75 254H76V253H75ZM131 254H132V252H131ZM133 254H134V253H133ZM135 254H136V253H135ZM175 254H176L178 260H177L176 258H175V259L173 258V257L175 256ZM11 255H13V254H11ZM35 255H33V253H32L31 255L28 254V256H31V257H33V258L35 259V261H33V262H34V263H33L32 260H34V259L31 258V262H32V264H35V263H36V264H37V263L41 264L40 261H38V258H39V260H40V257H37V256H35ZM70 255H71L70 257H73L72 254H70ZM171 255H172L173 257H171ZM194 255H195V254H194ZM194 255L192 254V256H194ZM196 255H197V254H196ZM34 256H35V257H34ZM61 256H63V255H61ZM8 257H9V256H8ZM36 257H37V258H36ZM76 257L79 258L78 255H76ZM189 257H191V255L188 256V259H189ZM195 257H196V258L198 257L197 259H199V256H198V255L195 256ZM195 257H194V259L191 257L192 260L189 259L191 262L189 261L188 263H189V264H190V263H191V264H195V263L199 264V263H198L199 260L195 259ZM101 258H102V257H101ZM106 258H107V257H106ZM113 258H114V256H111V259L113 260V262H109V263H111V264L116 263V264H117L118 262H116V260H115L116 257H115L114 259H113ZM171 258H173V259L171 260ZM29 259H30V258H29ZM36 259H37V260H36ZM70 259H71V258H69V256H68L67 259H66V262L69 261L70 264H71V261L73 260V261H74V262L72 261L73 263H76V262H77L76 264H78V263H79V264H82V262H79V261H78L79 259L77 260V259L75 258V255H74V257H73L71 260H70ZM75 259H76V260H75ZM102 259L104 260L105 257L102 258ZM169 259H170V262H169ZM188 259H187V260H188ZM9 260H10V259H9ZM105 260H107V261H105ZM105 260H104L105 264H107L108 260H109V261H112V260H110V257H109V256H108V258L105 259ZM114 260H115V262H114ZM173 260H175V261L177 260V261L175 262V261H173ZM196 260H197V262H196ZM10 261H11L10 263H9V262H8V263H7V262H4V263H5V264H15V263H13L12 260H10ZM17 261H19V259H18ZM20 261H21V260H20ZM36 261H37V262H36ZM141 261L143 262V260L140 259L139 262H141ZM194 261H195V262H194ZM29 262H30V261L28 260V261L26 262V264H28ZM31 262H30V263H31ZM130 262L132 263L133 261H130ZM168 262H169V263H168ZM171 262H172V263H171ZM199 262H200V261H199ZM24 263H25V262H24ZM30 263H29V264H30ZM73 263H72V264H73ZM185 263H187V262H185ZM188 263H187V264H188ZM200 263H202V262H200ZM215 263H216V262H215ZM2 264H3V263H2ZM21 264H23V263H21ZM42 264H43V263H42ZM68 264H69V263H68ZM118 264H119V263H118ZM137 264H139V263L137 262ZM141 264H142V263H141ZM205 264H207V262H205ZM208 264H212V263H208ZM213 264H214V263H213ZM216 264H217V263H216Z\"/></svg>",
  "mask_w": 264,
  "mask_h": 264
}]
</instances>
